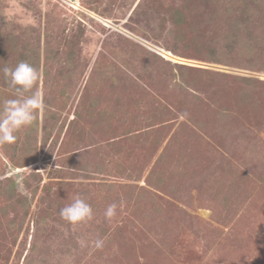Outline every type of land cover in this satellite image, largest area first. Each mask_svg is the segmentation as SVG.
<instances>
[{"label":"rangeland","instance_id":"374dc122","mask_svg":"<svg viewBox=\"0 0 264 264\" xmlns=\"http://www.w3.org/2000/svg\"><path fill=\"white\" fill-rule=\"evenodd\" d=\"M182 4L186 20L176 27ZM201 6L213 9L205 0H0V42L12 38L16 48L0 67L32 64L33 91L49 114L62 109L48 141L47 108L40 110L34 157L23 162L18 150L33 145V125L0 145V264H264V146L255 152L246 136L201 139L199 129L188 139V115L197 120L208 110L178 105L183 90L168 70L147 77L141 68L157 54L228 80L264 82V72L200 59L192 40ZM64 57L69 63H57ZM207 79L199 74L201 93L189 91L211 104ZM237 91L228 83L217 92L251 128L254 112L237 107ZM10 98L0 85V102ZM77 196L93 215L73 226L59 213ZM13 217L20 232H11Z\"/></svg>","mask_w":264,"mask_h":264},{"label":"trees","instance_id":"16d2710c","mask_svg":"<svg viewBox=\"0 0 264 264\" xmlns=\"http://www.w3.org/2000/svg\"><path fill=\"white\" fill-rule=\"evenodd\" d=\"M207 3L213 8L211 13L207 14L202 11L203 6H201L197 11L199 22L194 23H199L197 26L198 30L195 32L196 35L192 41L194 47H197L195 51L201 55L200 59L246 70L264 72V0H205V4ZM185 9L187 8L184 4L176 8L174 20H172L174 21V26L178 27L185 23ZM0 44V61L6 59L9 54L8 52L16 51L12 38L8 39L5 37V41L0 42ZM49 48L50 42L48 40L46 50L50 56H46L45 60L47 62L53 60L54 54L53 50ZM134 50L138 53L144 51L140 46H135ZM6 53L8 54L6 55ZM37 56L36 63L38 64L40 60L39 51L37 52ZM64 58V60L59 59L57 63H69L70 58ZM141 68L147 77L155 69H165V72L168 70L172 74V78L178 80L177 86L183 90L178 105L183 106V109L187 106H194L195 108H205L208 110L207 113L202 114L201 118L197 120L188 115L187 119L190 125L188 139L197 136L195 129H199L201 131L199 138L201 139L227 143L231 140H235V142L242 141L243 137L246 136L258 144V147L254 149L255 152L258 151L259 146H261L260 144L264 146V139L260 138V133L264 132V82L249 77H232L231 81L228 80L230 78L227 74L198 71L184 65L174 64L157 54H151V57L144 61ZM199 74L200 76L207 74L208 79L206 82L213 83L211 85L213 91L210 95H206L211 104L204 103L199 95L196 96L189 91V89H194L201 93V88L197 83ZM144 77L146 78V76ZM201 82H204L203 79H201ZM228 83L229 86H237L238 91L235 94V104L237 107L249 106L252 112H254L252 116L246 118L252 122L253 127L247 128L243 125L238 117L233 115L236 109L219 96L217 91L221 90L222 87H226ZM0 85L6 86L1 80ZM60 95H67V93L63 90L60 92ZM44 107L47 109H43L42 133L45 141H48L49 139L47 140V138L51 136V133L58 124L55 121V117L58 115L59 110L61 111L62 109L61 107H57L58 113L55 111L54 114H49L48 108H51V106L45 103ZM259 112L261 114L260 117H255V114H259ZM165 113L172 114L173 110L167 108ZM32 125L30 136L36 138V140H33V145L28 149L24 145L18 148L20 151L19 157L23 162L28 157H34L37 150L38 118H36ZM43 145L45 147V144ZM12 196L13 194H10V198ZM15 218L13 217L10 223L11 232H20L21 228L15 223ZM68 251H70V248ZM40 264L46 263L40 262Z\"/></svg>","mask_w":264,"mask_h":264},{"label":"clouds","instance_id":"9594fccd","mask_svg":"<svg viewBox=\"0 0 264 264\" xmlns=\"http://www.w3.org/2000/svg\"><path fill=\"white\" fill-rule=\"evenodd\" d=\"M0 75L13 98L0 102V145L11 144L17 139L16 133L30 127L43 109V100L33 88L39 79L38 70L27 61H20L14 67H0ZM117 204H110L105 217L116 215ZM59 215L73 226L92 218L91 206L77 196L72 203L60 209ZM96 246H102L97 240Z\"/></svg>","mask_w":264,"mask_h":264},{"label":"water","instance_id":"95a60500","mask_svg":"<svg viewBox=\"0 0 264 264\" xmlns=\"http://www.w3.org/2000/svg\"><path fill=\"white\" fill-rule=\"evenodd\" d=\"M13 171H15L14 169H12Z\"/></svg>","mask_w":264,"mask_h":264}]
</instances>
